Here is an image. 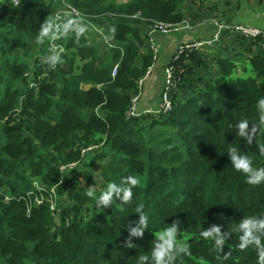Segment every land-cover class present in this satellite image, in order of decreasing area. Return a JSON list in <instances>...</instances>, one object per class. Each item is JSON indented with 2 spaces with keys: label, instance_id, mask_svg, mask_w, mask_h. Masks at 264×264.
Here are the masks:
<instances>
[{
  "label": "trees",
  "instance_id": "16d2710c",
  "mask_svg": "<svg viewBox=\"0 0 264 264\" xmlns=\"http://www.w3.org/2000/svg\"><path fill=\"white\" fill-rule=\"evenodd\" d=\"M66 1L84 20H68L59 38L64 53L54 66L42 57L50 55L56 31L43 41L39 31L61 0L0 2V199L12 193L0 201V264H140L138 257L151 256L158 233L177 219L178 239L190 254H178L172 264H259L257 249H240V234L230 231L245 216L264 215V182L248 184L227 155L236 146L264 167V127L250 144L234 128L242 119L249 131L260 122L264 53L256 42L237 37L257 48L248 77L233 76V63L220 59L221 75L212 77L203 55L185 50L168 65L186 99L173 93L170 112L128 117L153 59L145 26L180 23L184 6L197 0ZM77 25L85 31L77 33ZM104 39L112 45L100 55ZM92 145L98 148L88 154L100 163L106 189L137 179L129 202L114 197L110 206L97 207L101 192L90 179L69 175L66 169L79 167ZM140 204L149 216L142 238L130 236ZM54 213L59 223L51 221ZM213 225L224 239L219 251L201 235ZM129 238L135 247H126Z\"/></svg>",
  "mask_w": 264,
  "mask_h": 264
},
{
  "label": "crops",
  "instance_id": "0c3cea01",
  "mask_svg": "<svg viewBox=\"0 0 264 264\" xmlns=\"http://www.w3.org/2000/svg\"><path fill=\"white\" fill-rule=\"evenodd\" d=\"M116 1L119 2L122 0ZM211 1L212 3H210L209 0H204L203 4H200V1L197 0L194 2H188L184 6V10L187 12L186 17H189L188 19L190 20V23L192 25L189 29H185L178 33H172L169 35H163L160 33H153L150 35V38L153 40L154 44L157 47V62L152 68L151 74L142 83L139 82L138 92L143 96L142 101L139 103L140 109L155 108L157 106L159 96L163 89L165 75L164 68L173 59L176 51L181 45L184 44V42L206 39L202 37L210 34V37H212V35L217 30L215 25L217 22H223L224 24L237 22L245 25H254L264 32V0ZM3 2L7 1L4 0ZM63 2L71 4L66 0H61L60 5ZM196 2H198L197 8H195ZM55 12H53L52 16H50L54 25ZM68 20L72 22H79L80 20L84 19H79L71 14H65L63 16V21L68 27L67 31L65 33H62V29L60 27L54 26L53 28L56 31L54 36L60 34V37H63L68 32ZM90 26L94 29L98 38L103 35L102 28H94V26ZM144 31L145 30L143 29L142 33ZM52 37L53 36H51V38ZM51 38L48 41V45L50 47V55L48 57H42V59H50L49 57L53 56ZM59 38L56 40L57 43L64 47L59 42ZM104 45V49L99 53L100 55H106V47L109 48L112 44L107 39H104ZM147 45L149 46V42L147 43ZM144 47H146V44ZM197 51L203 55V60H205V63H207L208 70L212 72V77H218L221 75L217 59L227 60L230 63H233V76L248 77L253 75L254 73L249 61L257 51V48H254V46L248 41L235 37V34L228 29H225L220 33L219 39L216 42L199 48L197 49ZM144 53V49L141 48L139 52V58L142 57ZM197 71L198 69H195V72ZM200 74L203 76V72H200ZM208 78L209 77H205L206 80H208ZM194 80H196V77H194ZM89 87V85L84 86V88ZM186 97L187 96L185 95L183 99H186ZM5 195L12 196V193L6 190Z\"/></svg>",
  "mask_w": 264,
  "mask_h": 264
},
{
  "label": "clouds",
  "instance_id": "9594fccd",
  "mask_svg": "<svg viewBox=\"0 0 264 264\" xmlns=\"http://www.w3.org/2000/svg\"><path fill=\"white\" fill-rule=\"evenodd\" d=\"M55 25L51 20L44 22L39 31V39L44 40L48 36L49 31ZM77 33L85 31L83 25H77ZM114 31V29H113ZM53 63L58 59L56 56L49 57ZM257 108L260 112L259 124H254L253 128L249 131V121L242 119L235 126L236 133L246 140L249 144L252 142V137L264 127V97L259 99ZM227 155L230 157L232 167L245 175L246 182L250 185H259L264 182V167H255L253 160L246 154H242L239 147L233 146L228 149ZM138 183L137 179L133 176H128L123 179L119 184L113 182L109 183L107 189L100 194L96 199L97 207L110 206L114 197H118L122 202L127 203L132 198L131 186ZM122 193V196H121ZM89 197H94L93 191H88ZM144 205L137 206L136 212L140 213V219L135 228L131 229L130 236L143 237L144 230L148 228L149 216L142 211ZM180 220L177 219L171 223L169 227L161 230L156 236V241L151 249V256L140 255L138 257L140 264H172L173 260L177 258L178 254H190V246L178 239ZM239 233L240 249H246L249 246H254L258 251L259 264H264V215H248L243 217L239 223L230 231ZM201 235L205 239L213 241L214 247L219 251L220 246L224 244V239L221 236V229L219 226L213 225L210 229L202 231ZM126 247H135L129 241ZM228 258V254L224 255V259Z\"/></svg>",
  "mask_w": 264,
  "mask_h": 264
},
{
  "label": "built area",
  "instance_id": "2783aa9c",
  "mask_svg": "<svg viewBox=\"0 0 264 264\" xmlns=\"http://www.w3.org/2000/svg\"><path fill=\"white\" fill-rule=\"evenodd\" d=\"M6 1L10 2L12 5H17L21 2V0H6ZM65 14H71L79 19H83L84 17V15L79 10L75 9L70 4L63 2V4L59 6V9L54 14L55 26L60 27L62 29V33H65L68 29L66 23L63 21V16ZM215 25H216L217 30L212 35L211 38L202 39V40H194L191 42H184V44L181 45L179 49L176 51L173 58L178 57L185 50L187 51L197 50L213 42H216L219 39L220 33L223 32L225 29L232 31L235 34V37H245L252 42H256L257 47L264 53V32L257 26L245 25V24H241L237 22L230 23V24H224L223 22L222 23L217 22ZM145 27L148 32L149 48L153 52V59H152L151 65L147 68V70L143 74V77L140 80L141 83L151 74L152 68L156 62L157 47L154 44L153 40L150 38V35L153 33H160L163 35L178 33L182 30L189 29L191 27V24L186 19H183L180 23H169V22L156 20L150 24H147V26ZM59 37H60V34H57L51 38L53 56L58 57L57 61L53 63L51 59H42L44 62H52L53 66L60 62L61 54L64 53L63 47L56 43V40ZM164 72H165L164 86L161 91L160 99H159L157 106L155 108L140 109L138 96H133L131 98L130 107L126 112V115L128 117H136V116H141L143 114H151V115L165 114V113L170 112L173 109L172 95L174 91L176 90L178 79H177V75L175 73V69L173 66L167 65L165 67ZM97 148H98L97 145H92L84 149L82 152L87 154L92 150H96ZM70 167H75V164L70 165ZM31 181L35 187H37V185H38L37 188L41 187V183H39V181H37L35 178H33ZM51 192L53 193L59 192V188L56 186H53L51 188ZM58 197L60 198V195H58ZM9 200H10V197H8L7 195H5L3 199H0V201H4V202H8ZM34 202L36 204H39L41 201L38 197H35ZM52 208L54 209V206Z\"/></svg>",
  "mask_w": 264,
  "mask_h": 264
},
{
  "label": "rangeland",
  "instance_id": "374dc122",
  "mask_svg": "<svg viewBox=\"0 0 264 264\" xmlns=\"http://www.w3.org/2000/svg\"><path fill=\"white\" fill-rule=\"evenodd\" d=\"M3 1L4 0H0V2H3ZM198 1H200V4H203L204 0H198ZM209 1H210V3H212L211 0H209ZM197 6H198V2L195 3V8H197ZM186 16H187V12L185 11V19L190 22V20L188 19L189 17L187 18ZM214 20H216V19H214ZM210 36H211V34L207 35L205 37H202V38L209 39L208 37H210ZM156 62H157V56H156ZM164 70H165V68H164ZM163 86H164V83H163ZM183 92H185V90L182 91V90L178 89V87L176 86V90L174 91V93L177 95L178 98H183L186 95V93H183ZM135 96H138V101L140 103L142 101V98H143L141 93L137 92V94ZM159 99H160V96H159ZM159 99H158V102H159ZM91 158H92L91 154L87 153L85 159L80 163L79 167H70L69 169H67V171H68L69 175H75L76 174L80 177L83 176L85 179H90V187L94 188V189H96L102 193L106 190V186L102 182L100 175H99L100 163L99 162L92 163ZM37 187H38V185H37ZM61 189H63V187ZM8 197H10V196H8ZM60 197H61V200L64 201L65 193L64 192L61 193ZM55 220L58 222L59 219L57 216H55V213H54L53 217H51V221H55Z\"/></svg>",
  "mask_w": 264,
  "mask_h": 264
}]
</instances>
